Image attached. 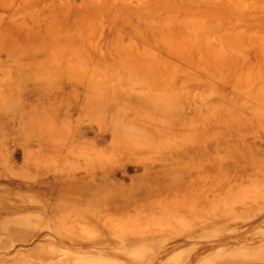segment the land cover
I'll return each mask as SVG.
<instances>
[{"label":"rangeland","instance_id":"obj_1","mask_svg":"<svg viewBox=\"0 0 264 264\" xmlns=\"http://www.w3.org/2000/svg\"><path fill=\"white\" fill-rule=\"evenodd\" d=\"M117 1L0 0V264H264V0Z\"/></svg>","mask_w":264,"mask_h":264},{"label":"bare ground","instance_id":"obj_2","mask_svg":"<svg viewBox=\"0 0 264 264\" xmlns=\"http://www.w3.org/2000/svg\"><path fill=\"white\" fill-rule=\"evenodd\" d=\"M119 1V5L121 6V7H125V8H128V9H133V8H135V7H137V5H136V2H134V0H118ZM117 1V2H118ZM138 1V0H137ZM83 3H84V1H83ZM114 4H116V3H114ZM80 7V6H79ZM263 173V172H262ZM177 198V197H176ZM175 198V199H176ZM177 200H179V199H177ZM180 203V202H179ZM179 205H181V204H179ZM158 206H160V205H158ZM177 208H179V206H177ZM138 212V211H137ZM124 214V213H123ZM86 217H84V216H81V217H78V219H77V221L78 222H80V221H85L84 219H85ZM95 218H97L98 219V223L99 224H103V225H110V223L109 222H106L108 219H106V220H103V219H101V218H99V217H95ZM111 218V217H110ZM113 218V217H112ZM114 219V218H113ZM81 223V222H80ZM80 225V224H79ZM83 226V225H82ZM81 226V227H82ZM110 230H112V228L111 227H108ZM115 230V229H114ZM84 231V227L82 228V232ZM178 231V230H177ZM86 232V231H85ZM151 232H153V231H151ZM117 234H120V233H117ZM116 234V232H115V234L114 235H116V236H118V237H120V238H122V239H128V240H131V241H135V240H137L138 238H140V237H146V236H153L154 234H151V235H149V233L148 234H138V236L136 235V236H121V235H117ZM123 234V233H122ZM77 244H79L81 247H79V249H86V247L88 246V245H91L92 246V243H88V242H79V243H77ZM95 246V245H94ZM114 251V250H113ZM101 254V253H100ZM107 254V253H106ZM106 254H104V255H106ZM108 255H110V254H108ZM121 256V255H120ZM130 261V260H129ZM248 262V261H247ZM256 263V262H255Z\"/></svg>","mask_w":264,"mask_h":264}]
</instances>
